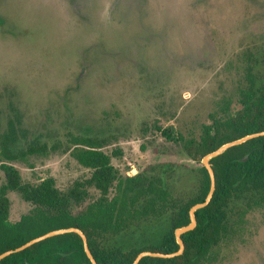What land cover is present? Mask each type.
<instances>
[{"label":"rangeland","instance_id":"1","mask_svg":"<svg viewBox=\"0 0 264 264\" xmlns=\"http://www.w3.org/2000/svg\"><path fill=\"white\" fill-rule=\"evenodd\" d=\"M247 63L264 69V0H0V147H48L11 161L0 153V165L31 184L50 176L65 192L91 175L64 151L83 137L118 171L109 198L136 170L185 197L198 164L156 127L198 136L215 103L234 98ZM85 189L73 213L99 197ZM8 197L16 222L32 205L16 191ZM168 226L167 215L150 219L110 244H154ZM212 264H264L263 211L248 213Z\"/></svg>","mask_w":264,"mask_h":264},{"label":"trees","instance_id":"2","mask_svg":"<svg viewBox=\"0 0 264 264\" xmlns=\"http://www.w3.org/2000/svg\"><path fill=\"white\" fill-rule=\"evenodd\" d=\"M241 74L235 84L234 98L223 96L215 103V109L208 114L210 121L201 125L198 136H184L171 125L156 127L166 141L177 144L198 164L194 189L185 197L175 195L159 174L136 170L118 179V191L109 198L118 171L97 141L83 137H77L64 151L89 168L91 175L65 192L55 186L50 176L35 184L22 182L15 166L2 163L0 254L48 231L67 227H77L86 235L88 250L97 264H131L141 251H176L174 230L189 223L187 212L194 204L203 202L209 190V175L201 164L202 157L226 141L264 130V69L247 63ZM32 143L13 152L3 142L0 153L11 161L48 151L45 143ZM209 163L215 176V189L209 203L194 212L195 228L181 235L183 253L172 258L146 255L138 264H212L218 248L236 237L248 213L264 212V136L230 147ZM86 186L95 187L99 197L73 213L72 204H81L87 195ZM10 191L18 192L32 205L16 222L9 221ZM164 215L169 226L159 242L127 248L110 244L111 239L131 227ZM82 249L78 234H59L2 258L0 264H91Z\"/></svg>","mask_w":264,"mask_h":264},{"label":"water","instance_id":"3","mask_svg":"<svg viewBox=\"0 0 264 264\" xmlns=\"http://www.w3.org/2000/svg\"><path fill=\"white\" fill-rule=\"evenodd\" d=\"M259 136H264V130L263 131H259V132H254V133H250V134H246V135H243L242 137L240 138H237L235 140H232V141H229L222 145H220L218 148H216L215 150L209 152L208 154L204 155L201 159V164L204 166V168L207 170V173L209 175V181H210V185H209V190L205 196V199L203 200V202H199V203H196L194 204L190 209L189 211L187 212L188 213V216H189V223L184 225V226H181L179 228H176L174 230V237H175V240H176V243L178 244V249L174 252H171V253H161V252H153V251H141L139 252L135 259L133 260V262L131 264H138V262L143 258V257H146L149 256V257H159V258H172V257H175V256H178L180 254L183 253L184 251V243L181 239V235L194 229L195 226H196V217H195V211L197 209H200L204 206H206L212 195H213V192H214V189H215V176H214V172H213V169L212 167L210 166V163H209V160L222 154L223 152L226 151V149L230 148V147H233V146H236V145H239L247 140H250L252 138H256V137H259ZM70 232H73V233H76L80 236L81 240H82V245H83V249L86 256L88 257V259L90 260L91 264H97L96 260L94 259L92 253L90 252L89 247H88V243H87V238H86V235L77 227H67V228H60V229H56V230H51V231H48L40 236H37L27 242H25L24 244H22L21 246H18L16 248H13V249H10V250H7L5 252H2L0 254V260L12 253H16V252H19V251H22L23 249L29 247L30 245L32 244H35L41 240H44L48 237H52V236H55V235H59V234H65V233H70Z\"/></svg>","mask_w":264,"mask_h":264}]
</instances>
